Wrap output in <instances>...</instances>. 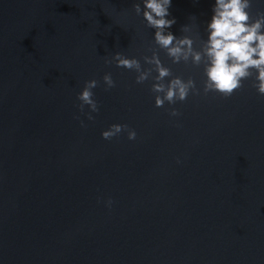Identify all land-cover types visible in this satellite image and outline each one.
I'll use <instances>...</instances> for the list:
<instances>
[{"label": "water", "instance_id": "water-1", "mask_svg": "<svg viewBox=\"0 0 264 264\" xmlns=\"http://www.w3.org/2000/svg\"><path fill=\"white\" fill-rule=\"evenodd\" d=\"M135 2L0 0V264H264V96L249 79L156 107L152 81L105 62L151 54ZM212 2L173 0L172 30L203 29ZM161 56L202 89V68ZM113 123L137 138L104 139Z\"/></svg>", "mask_w": 264, "mask_h": 264}, {"label": "clouds", "instance_id": "clouds-1", "mask_svg": "<svg viewBox=\"0 0 264 264\" xmlns=\"http://www.w3.org/2000/svg\"><path fill=\"white\" fill-rule=\"evenodd\" d=\"M254 0H213L211 17L201 22L196 15L190 22L181 26L178 35L172 30L177 18L171 13L173 0H136L133 7L138 16L150 29H154V44L143 60L116 51L106 63H115L118 67L134 70L136 82L152 81L151 89L155 95L156 107L166 103L175 105L177 101H186L195 93L204 95L218 93L232 96L251 79L256 91L264 96V9L253 13ZM163 51L172 64H191L202 68V89L194 76L185 78L176 75L169 63L161 56ZM103 80L107 88L116 86L111 72H106ZM99 80L85 81L83 89L77 94L79 108L85 111L89 120H94V112H99V103L95 99L94 89ZM179 109H171L172 116H179ZM81 120V124L84 125ZM124 130L128 138L135 140L137 131L127 124L113 123L103 130L101 135L110 140ZM179 162V158H178ZM109 207L113 200L107 201Z\"/></svg>", "mask_w": 264, "mask_h": 264}]
</instances>
